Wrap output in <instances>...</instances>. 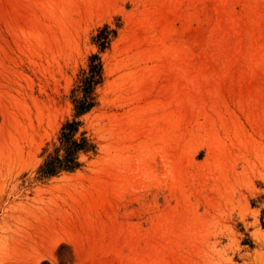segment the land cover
I'll use <instances>...</instances> for the list:
<instances>
[{
	"label": "rangeland",
	"instance_id": "obj_1",
	"mask_svg": "<svg viewBox=\"0 0 264 264\" xmlns=\"http://www.w3.org/2000/svg\"><path fill=\"white\" fill-rule=\"evenodd\" d=\"M0 264H264V0H0Z\"/></svg>",
	"mask_w": 264,
	"mask_h": 264
},
{
	"label": "trees",
	"instance_id": "obj_2",
	"mask_svg": "<svg viewBox=\"0 0 264 264\" xmlns=\"http://www.w3.org/2000/svg\"><path fill=\"white\" fill-rule=\"evenodd\" d=\"M109 29V26H106L95 37V42L101 51H105L108 48L111 35H116L115 30L109 31ZM103 82L104 73L101 57L98 54H94L90 56L88 68L83 71L77 87L72 91L75 118L63 125L59 135V145L53 153L46 157L39 169L41 175L51 174L54 170L75 172L83 167V163L80 161L81 154H97V145L86 133H82L81 137L77 138L81 126V121L77 119L91 112L96 107V90Z\"/></svg>",
	"mask_w": 264,
	"mask_h": 264
}]
</instances>
